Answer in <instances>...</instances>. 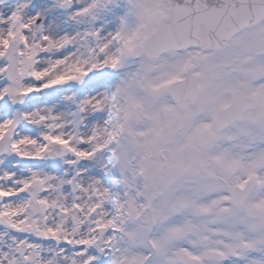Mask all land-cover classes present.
I'll return each mask as SVG.
<instances>
[{
    "label": "snow or ice",
    "instance_id": "1",
    "mask_svg": "<svg viewBox=\"0 0 264 264\" xmlns=\"http://www.w3.org/2000/svg\"><path fill=\"white\" fill-rule=\"evenodd\" d=\"M122 14L115 0L0 3V264H129L111 145L97 149L93 131L115 123L130 54L152 83L138 99L154 113L155 158L175 169L144 200L159 242L144 264H264V110L251 127L189 123L169 58L145 36L123 41ZM246 103L264 107V95Z\"/></svg>",
    "mask_w": 264,
    "mask_h": 264
},
{
    "label": "rangeland",
    "instance_id": "2",
    "mask_svg": "<svg viewBox=\"0 0 264 264\" xmlns=\"http://www.w3.org/2000/svg\"><path fill=\"white\" fill-rule=\"evenodd\" d=\"M115 3L123 8V14L118 17L117 25L120 28L118 35L123 41H136L141 36L147 37L155 28L157 20L168 11L164 0H115ZM121 51L127 49L122 45ZM196 55L195 50H188L182 54H165L164 56L169 58L170 65L166 71L173 72L169 78L177 80L182 78L187 67L195 64ZM138 59L136 55L130 54L122 70L131 75L128 76L123 88L116 91L120 99L112 106L115 120L112 128L98 124L93 131L97 149L108 148L111 145L108 148V152L111 153L108 169L111 175L110 187L114 193L113 205L122 225V246L127 253L124 258L129 264L136 259L137 250L148 243L150 239L148 222L153 218L152 209L149 208L145 212L147 207L145 205L144 210H140L138 200L148 199L150 203L162 187L172 182L175 175L174 168L162 167L161 162L155 158L151 126V117L154 113L147 110V101L141 102L138 99L152 88V83L147 78L142 77L143 82L137 79L139 74L136 70L140 67ZM201 72V65L196 66L194 73L200 77ZM117 79H120L119 74ZM199 105L200 102L196 107L191 108L187 115L191 116L193 110L196 114ZM209 113L210 107L207 106L203 114L205 123ZM162 115L168 114L162 113ZM149 246L148 244L147 247ZM143 261L144 258L140 263Z\"/></svg>",
    "mask_w": 264,
    "mask_h": 264
},
{
    "label": "flooded vegetation",
    "instance_id": "3",
    "mask_svg": "<svg viewBox=\"0 0 264 264\" xmlns=\"http://www.w3.org/2000/svg\"><path fill=\"white\" fill-rule=\"evenodd\" d=\"M207 53L211 56L206 57L205 52L199 54L202 112L207 106L210 112L213 108L221 110L237 99L241 117L232 125L251 127L255 122L249 113L264 110L262 106L246 103L264 95V25L223 50Z\"/></svg>",
    "mask_w": 264,
    "mask_h": 264
},
{
    "label": "water",
    "instance_id": "4",
    "mask_svg": "<svg viewBox=\"0 0 264 264\" xmlns=\"http://www.w3.org/2000/svg\"><path fill=\"white\" fill-rule=\"evenodd\" d=\"M183 1L184 3H181L180 0H166L169 5V14L159 20L156 30L147 38L149 47L162 49V53L178 48L186 49L189 46L205 49L220 48L239 30L255 25L264 17V0H221L218 3L217 0ZM260 4L262 6L254 13L255 6ZM200 11L207 12L204 15H199ZM224 12L225 14L221 15ZM207 13L209 15L206 16ZM253 13L254 16H252ZM211 19L214 24L212 27H207L210 29L209 33L215 34L216 29H220L224 33L200 40L201 28L199 36H196L195 40L193 38L194 29L201 27L203 23L207 24ZM235 22L238 23L237 26L234 24ZM179 32L185 35L188 44L180 41ZM203 33L207 35L205 32ZM172 89L175 95L184 98L190 93L189 97L194 99L197 93L196 87L191 84L187 85L186 81L177 83L172 86Z\"/></svg>",
    "mask_w": 264,
    "mask_h": 264
},
{
    "label": "bare ground",
    "instance_id": "5",
    "mask_svg": "<svg viewBox=\"0 0 264 264\" xmlns=\"http://www.w3.org/2000/svg\"><path fill=\"white\" fill-rule=\"evenodd\" d=\"M158 77H159V74H158L155 78L158 79ZM200 124H201V121H200ZM138 202H139V207H140L139 209H140V210H144V206H145V204H144V200H143V199H139ZM148 244H149L150 246H152L153 249H156V248H158V246H159V242H158V241H153L152 239H149L147 244H146V243L143 244V245L139 248V250H137V252H136L137 257H136L135 260H139V261H140V260H142L143 258H144V261L147 260L148 257H146V256L143 254V249H144V248H147V245H148ZM181 258H183V254H181L180 256L175 257L174 259H181ZM144 261L141 262L140 264H144Z\"/></svg>",
    "mask_w": 264,
    "mask_h": 264
}]
</instances>
